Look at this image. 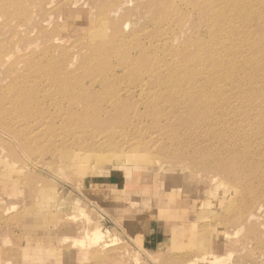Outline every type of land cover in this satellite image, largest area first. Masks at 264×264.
<instances>
[{
  "label": "rangeland",
  "instance_id": "374dc122",
  "mask_svg": "<svg viewBox=\"0 0 264 264\" xmlns=\"http://www.w3.org/2000/svg\"><path fill=\"white\" fill-rule=\"evenodd\" d=\"M132 2L121 6L118 0H52L46 10L38 8L35 12L33 20L38 24L33 21L35 32L29 34L33 45L38 42L37 51L27 53L24 67L6 62L2 66L1 62L5 72L0 69V100L5 99L0 101V264H187L205 252L198 247L200 237L224 232L228 240L223 252L217 253L219 264H264V184H258L257 191L244 192L249 184L259 182L264 156L254 164L256 169L245 168L247 176L239 180L241 184L234 178L226 182L223 174L203 170L202 164L195 163L191 159L194 155L199 161L208 158V150L201 147L214 135L193 138L189 132H180L172 138L186 118L166 107L176 97L167 100L165 88L147 87L150 81L156 82L160 73L165 74L163 63L170 59L148 41L142 39L140 46L151 56L141 59L142 50L133 48L126 59L131 64L128 68L144 69L148 76L122 78V70L111 68L113 76L99 80L97 64H103L107 50L100 42L89 40L90 36L97 33L102 41L112 42L113 35L122 34L130 46L138 42L136 34L158 36V29L148 26L152 18L145 7L151 3ZM112 8L115 11L107 15ZM46 16L49 20L45 21ZM72 19L74 23L77 19L74 27L67 22ZM0 30L2 39L7 30ZM70 33L82 41L89 33L87 44L98 50L95 61L84 63L78 55L72 66L85 88L73 85L70 74L60 75L62 82L51 75L42 77L52 70L54 60L62 63V52L68 58L82 48L75 37L66 36ZM54 36H60L58 41L68 37L64 44L67 48L57 47L61 42L56 46L46 44L45 39ZM184 36L174 31L171 52L182 53ZM10 45L6 42V50L0 48V59ZM42 50L50 61L37 57ZM112 58L115 65L117 59L121 60ZM135 58L137 62L131 60ZM157 65L159 71L155 69ZM23 82L30 85L28 91L18 88ZM107 89L114 90L116 98L103 97ZM57 95L64 101L73 100L55 106L52 99ZM150 96L159 100H149ZM9 101L21 108L4 109ZM193 104L198 105L197 100L188 99V105ZM187 110L193 115L185 123L196 120L200 112ZM9 118L11 124L7 123ZM166 120L173 122L168 124ZM162 126L171 132L151 147L149 144L158 139ZM193 139L198 140L199 149L181 153L179 146ZM144 155L152 157L140 160ZM239 160L242 161L238 157L236 162ZM121 161L130 164L117 168L124 163L119 164ZM160 162L169 167H145ZM243 193L248 200L258 193L246 209L253 215L250 221H240ZM229 201L236 205L228 206ZM93 230L102 234L101 241L94 244L87 237Z\"/></svg>",
  "mask_w": 264,
  "mask_h": 264
},
{
  "label": "bare ground",
  "instance_id": "6f19581e",
  "mask_svg": "<svg viewBox=\"0 0 264 264\" xmlns=\"http://www.w3.org/2000/svg\"><path fill=\"white\" fill-rule=\"evenodd\" d=\"M50 2H52V0H48V2L47 0H0V28H3V32L7 30V32L2 33L3 37L0 39V48L4 50L6 42H10L11 44L9 50L5 51V54L1 56L0 66L1 62H3L2 66L6 65L4 64V62H6L12 64L13 67L16 68L21 66L24 67V63L26 62H24V60L27 53L29 51H37L36 44H38V42L33 45V37L30 36L29 32H35L36 23L38 24L37 20V22L33 20L37 9L39 8L41 12L42 10H46V7L51 4ZM118 2H120L119 5L121 6L133 3L132 0H118ZM148 2L151 3V5H147L145 10L152 18L148 26L157 28L158 36L152 38L151 36L136 34L138 42L131 46V42H127V36L125 37L122 34L113 35L112 37L114 40L112 42L102 41L100 35L97 33L90 36L89 40L100 42V46L107 50V56L103 64H97V68L101 73L98 75L99 80L112 77L114 73L112 69L122 70V78L124 77L127 79L144 78L148 76V72L144 69L141 71H134L132 68H128L131 64L126 60L129 58L130 51L133 48L142 50V54L139 56L141 59L151 56L149 51H146V49L140 46L143 40L153 44L162 55L168 54L170 59L163 63L165 74L162 75L160 73L159 78H156V82L150 81L147 87L165 88L167 100L171 97H176L174 101H168L166 107H170V111L174 113H182L186 118L185 122L193 115L191 110L185 111L186 109L192 108L194 112H200L196 120L190 119L187 123L184 122L182 126L179 127L180 130L172 135V138H176L180 132H189L190 137L192 135L193 138H208V135H214L212 139L210 138V141L213 139L214 141L210 142L207 139L210 143L208 142L207 145L201 147V150H203L202 148L206 149V151L208 150L210 157L208 156V158H206L207 160L203 159L199 161L194 155L191 159L199 165L202 164L203 170H215L217 173L223 174L226 178V182L229 181V178H234L239 182L240 179L245 177L246 171L250 168H254V164L264 156V0H148ZM65 3L68 4L67 1ZM43 6H46L45 9H42ZM53 6H50V10L48 9L50 13L54 11L51 9ZM34 8H36V11ZM53 8H55V6ZM106 9L109 10V7ZM114 9L116 10L117 8L115 7ZM114 9L112 8L111 11H108L107 15L114 12ZM39 13L40 12H38V14ZM39 15L42 16L44 14L40 13ZM45 18L48 19L47 16L44 17L45 21ZM37 19L40 20L42 18L38 17ZM102 19H104V17ZM67 22L70 27H74L77 19H75V23L73 19ZM40 24L42 23L39 21V25ZM175 30L185 35L182 42V46L185 49L182 53L178 54L176 52H171L173 42L170 39ZM88 34L83 41L78 38L75 33L67 34L66 36L70 35L71 37H75L76 43L82 48L74 47L77 48L74 53L72 52L73 50L70 49L73 55L70 57L68 56V58H66L65 51L62 52V58L64 59L62 63H57V61L54 60L51 63V69L53 71H46L42 74V77L51 75V78L56 77L62 82L60 75L70 74L72 76H70L69 81L73 85L76 86L78 83L85 88V85L81 84L82 78L79 79L76 76V68L73 70L72 66L75 64L78 55L82 57L80 60L84 63L96 60L98 50L92 48V44L91 46L87 44L86 38ZM54 35L59 34L56 33ZM45 38L46 37H44V39ZM58 38H55V36L54 39L48 40L47 38L45 39V41L47 40L46 44L49 42L52 43L51 46H56V44H58L56 42H61L57 47H66L64 44L67 43L65 41H69L68 37H66V40L62 37L60 38L62 40L59 39L60 41L57 40ZM42 43L41 46L44 47V40ZM122 43H124L125 47L121 45ZM21 44H23L22 47ZM7 45L8 44H6V46ZM74 45L76 44L74 43ZM1 52L2 51H0V54ZM18 52H22V54ZM37 57L44 61L51 60L48 53L44 52V50L38 53ZM112 57H119L121 60L117 59V64L115 65L112 63V60H115ZM131 60L137 62L138 58ZM2 66L0 69L4 71L5 67L2 68ZM159 68V65L155 67L158 71ZM19 70L20 69H16V72H19ZM60 70H62V72L58 73L57 71ZM12 76H14L13 72ZM35 79H40V77H36ZM19 86L20 85H18V88H21L23 92L28 91L30 87V85L26 86V82H23L21 86ZM113 91L112 89L105 90L103 97H107L108 99L116 98V96L113 95ZM7 93L8 92H4V94ZM184 97H186V99ZM2 99L4 100L5 98L1 97V100ZM188 99L197 100L198 105L193 104L192 106H198V111L188 105ZM52 100L53 105L57 106L62 102H70L73 99L64 101L57 95ZM149 100L153 101L159 99L155 97L151 98L150 96ZM11 102L12 101H9L8 105L3 108L6 110H9L11 107L15 109L21 108L20 104L12 106L13 103L11 104ZM235 105H240V108H235ZM26 122L27 118L23 124ZM171 122L173 121L166 120L168 124ZM7 123L11 124V119L8 120ZM30 123L31 121L29 125ZM159 129L160 131L157 132V136L159 137L155 142L149 144L151 147H154L158 140L162 139L164 135L168 136L171 132V130H167L168 128H164V126ZM209 129H211V131H209ZM193 140V142L189 141L181 144L179 146H182L180 152L185 153L190 149H199L196 147L199 144L197 143L198 140ZM160 148H163V146ZM156 150H158L157 146ZM173 151L178 152L176 149ZM144 157H152V155L141 156L140 160ZM238 157L242 159V161L239 160L236 162ZM123 162L124 161H121L119 164ZM124 164H130V162H124L117 168H123ZM133 167L135 166L133 165ZM145 167H150L154 170H162L169 166H166L165 162H160L154 166ZM135 168L139 169L144 167ZM263 171L259 172L262 173V175L257 176L259 182L254 186L253 183H251V185L249 184L251 187L248 186L249 189L246 187L244 192L253 191V189L256 190L259 185L263 186ZM253 179L255 178L253 177ZM253 179H250V181ZM212 181L211 179V182ZM257 194H254V196ZM254 196L248 200L244 198L243 193L244 199H241L242 212L239 214L241 218L240 221L251 220L253 215L251 213H246V209L252 206L251 203H253ZM229 204H232V202L229 201L228 206H230ZM233 205L234 203L232 206ZM231 209L234 210L233 207ZM87 237H89V242L98 243L101 241L102 234L97 230H93ZM226 240H228V235H226L225 232L213 236L200 237L198 247L201 248L200 250H205V254L202 251V256L188 261L187 264H194L196 261H199L200 264H219L217 253L223 252ZM100 247H102V245H100ZM260 248L262 247L260 246ZM249 256H251V253Z\"/></svg>",
  "mask_w": 264,
  "mask_h": 264
}]
</instances>
